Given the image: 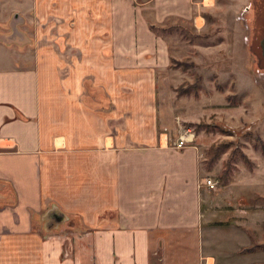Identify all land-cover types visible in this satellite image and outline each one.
<instances>
[{"label": "crops", "instance_id": "1", "mask_svg": "<svg viewBox=\"0 0 264 264\" xmlns=\"http://www.w3.org/2000/svg\"><path fill=\"white\" fill-rule=\"evenodd\" d=\"M196 3L0 0V264H220L242 240L206 225L202 150L174 145L180 69L151 27H198Z\"/></svg>", "mask_w": 264, "mask_h": 264}, {"label": "rangeland", "instance_id": "2", "mask_svg": "<svg viewBox=\"0 0 264 264\" xmlns=\"http://www.w3.org/2000/svg\"><path fill=\"white\" fill-rule=\"evenodd\" d=\"M196 2L199 28L192 18L168 21L157 32L180 61L174 66L180 75L171 77L179 84L168 99L176 103L178 136L187 129L195 134L203 178L219 181L217 190L203 185L206 225L242 235L238 245L219 253L220 264H264V249L243 250L264 244V0ZM2 20L0 12V30L6 31ZM20 52L14 44L9 49L13 57ZM212 147L222 154L208 169L206 152ZM226 168L230 179L222 184Z\"/></svg>", "mask_w": 264, "mask_h": 264}, {"label": "trees", "instance_id": "3", "mask_svg": "<svg viewBox=\"0 0 264 264\" xmlns=\"http://www.w3.org/2000/svg\"><path fill=\"white\" fill-rule=\"evenodd\" d=\"M151 27L156 32H158V29L162 28L161 26H158L156 24H152ZM172 63H173V66H179L178 64H180V61L176 60L175 58H172ZM213 151H214V147L209 148L206 152L205 164H206L208 169H211L210 167H211L212 163L215 162L216 157L219 158L220 155L222 154V152L219 150V148H217L215 151L217 153H214ZM224 165H225V163H224ZM228 165H230V164L228 163ZM219 179H220V183L222 182V184H226L227 181L230 179V174H229V171L227 168L221 173V176ZM261 249H264V244L257 243L255 245L249 246L243 250H245L246 252H252V251H257V250H261Z\"/></svg>", "mask_w": 264, "mask_h": 264}, {"label": "built area", "instance_id": "4", "mask_svg": "<svg viewBox=\"0 0 264 264\" xmlns=\"http://www.w3.org/2000/svg\"><path fill=\"white\" fill-rule=\"evenodd\" d=\"M194 141L195 134L191 131V129H187L184 134H180L179 138L175 141L174 145L176 148L180 149L188 145H192ZM204 184L210 190H217L219 188V181L217 179L206 178Z\"/></svg>", "mask_w": 264, "mask_h": 264}, {"label": "water", "instance_id": "5", "mask_svg": "<svg viewBox=\"0 0 264 264\" xmlns=\"http://www.w3.org/2000/svg\"><path fill=\"white\" fill-rule=\"evenodd\" d=\"M261 45H262V50H263V55H264V36H263V39H262V41H261ZM51 215H56V213H52V214H50V212H48L43 218L45 219L46 217H49V216H51ZM56 222H57L58 224H61V223L65 222V219H63V218H61L60 216H58V217L56 218Z\"/></svg>", "mask_w": 264, "mask_h": 264}, {"label": "flooded vegetation", "instance_id": "6", "mask_svg": "<svg viewBox=\"0 0 264 264\" xmlns=\"http://www.w3.org/2000/svg\"><path fill=\"white\" fill-rule=\"evenodd\" d=\"M58 216H60V215H58V214H56V215H51V216L47 217V220H48L49 223H55V222H56V218H57Z\"/></svg>", "mask_w": 264, "mask_h": 264}]
</instances>
